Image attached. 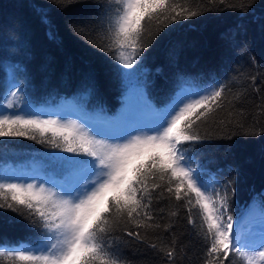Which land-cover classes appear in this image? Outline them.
Wrapping results in <instances>:
<instances>
[{
    "label": "trees",
    "instance_id": "16d2710c",
    "mask_svg": "<svg viewBox=\"0 0 264 264\" xmlns=\"http://www.w3.org/2000/svg\"><path fill=\"white\" fill-rule=\"evenodd\" d=\"M170 3L178 11L187 7L200 14L176 21L160 16L150 23L145 18L142 51L134 67L125 69L113 43L120 8L115 0H0V106L19 85L13 101H22L32 112L76 102L89 116L110 122L121 112L129 86L122 73L128 72L147 104L157 110L170 102L180 82L225 85L224 108L207 124L197 121L203 139L179 147L188 149L191 167L206 183L235 181L230 207L234 221L251 211L264 214V0ZM240 122L244 128L236 126ZM58 155L69 154L47 143L0 138V175L32 159L44 177L63 179L55 162ZM151 197L147 210L158 228L121 223L113 233L131 241L121 249L126 264H206L209 245L201 234L198 208L189 213L186 198L177 201L163 182ZM124 229L139 231L143 243L125 236ZM43 231L0 210V250L37 243ZM170 250L171 259L165 254ZM0 264L10 261L0 257ZM224 264L245 262L230 254Z\"/></svg>",
    "mask_w": 264,
    "mask_h": 264
},
{
    "label": "snow or ice",
    "instance_id": "6c2138e0",
    "mask_svg": "<svg viewBox=\"0 0 264 264\" xmlns=\"http://www.w3.org/2000/svg\"><path fill=\"white\" fill-rule=\"evenodd\" d=\"M115 2L120 8L114 21L113 43L118 49L116 59L125 69L134 67L142 51L145 18L150 23L160 16L176 21L200 14L187 7L178 11L179 6L170 0ZM244 8L242 5L241 10ZM50 37L55 38L53 33ZM13 87L11 97L20 91L19 85ZM177 88L172 102L143 135H102L95 129L86 130L73 119L41 118L21 109L0 111V138L47 143L70 154L57 156L55 162L64 181L53 183L51 188L43 186L46 181L37 184L0 177V210L15 213L30 227L44 230L38 232L35 246L18 243L0 250V257L10 264H126L121 249L131 241L113 233L121 223L136 229L159 227L150 223L154 217L147 209L152 202L151 191L161 188L163 182L177 201L186 198L189 213L198 208L201 234L209 245L206 264H224L230 254L245 264H264V233L259 232L258 244L252 247L257 230L250 228L245 239L234 229L230 207L235 181L206 183L191 167L190 157L185 154L188 149L179 147L203 139L197 121L207 124L224 108L226 86L207 88L180 82ZM0 107L12 109L14 105ZM236 126L245 127L242 122ZM189 223L194 221L190 218ZM124 235L143 243L139 231L124 229ZM150 247L155 249L156 245ZM165 254L170 259L174 256L171 250Z\"/></svg>",
    "mask_w": 264,
    "mask_h": 264
},
{
    "label": "rangeland",
    "instance_id": "374dc122",
    "mask_svg": "<svg viewBox=\"0 0 264 264\" xmlns=\"http://www.w3.org/2000/svg\"><path fill=\"white\" fill-rule=\"evenodd\" d=\"M126 78L127 83H129V86L124 96V106L118 116L110 122L99 119L97 116H89V114L84 113L82 111V109L77 105L76 102H61L54 106L52 105L44 108H37L32 112L28 109L27 105H24L22 103V101H19L18 99L13 101V98L9 96L7 100H5L3 105H6L7 103H12L14 105V108L9 109L1 107L0 111H6L11 113L16 109H21L25 111V113L28 112L36 114L39 115L41 118L51 117L54 119L62 118L64 120L73 119L76 120L78 123H82L86 130L95 129L96 132L102 135H111L114 137H126L129 134L143 135L148 131V129L153 126V121L158 119V114L166 110L168 105L176 96L177 92L165 107L160 108L159 110L153 107H151L150 109L148 107L150 105L147 104L146 97H144L145 95L142 91H140L138 85L135 82H132V79H130L128 75ZM57 158L58 157L56 156L55 160ZM80 159L91 158L82 157ZM37 163H35L32 159L25 160V165L22 168L18 170L7 168L6 170L2 171L0 177H4L10 180H19L21 182H31L37 184L46 181V183H44L43 185L45 188H51L53 183H63L64 178L56 179L55 177H52L50 175L48 177H44L43 172L41 170L42 168ZM254 216L259 217L261 223H264V214H256V211H251L249 213L243 214L240 219L244 221L245 218L248 219ZM239 225V221H235L234 229L238 231L243 238L248 239L249 231L240 229ZM255 236L257 237V240L251 245L252 247H255L256 244H258L259 233H255ZM35 245L36 243L30 244V246Z\"/></svg>",
    "mask_w": 264,
    "mask_h": 264
},
{
    "label": "bare ground",
    "instance_id": "6f19581e",
    "mask_svg": "<svg viewBox=\"0 0 264 264\" xmlns=\"http://www.w3.org/2000/svg\"><path fill=\"white\" fill-rule=\"evenodd\" d=\"M247 226L248 227L250 226V228H254V229H256V230L261 231L262 233H264V223L253 222V223H251V225L250 224H247Z\"/></svg>",
    "mask_w": 264,
    "mask_h": 264
}]
</instances>
